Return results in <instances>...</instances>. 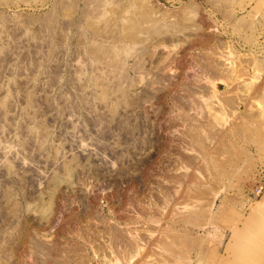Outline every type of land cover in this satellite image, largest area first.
Masks as SVG:
<instances>
[{
	"label": "rangeland",
	"instance_id": "rangeland-1",
	"mask_svg": "<svg viewBox=\"0 0 264 264\" xmlns=\"http://www.w3.org/2000/svg\"><path fill=\"white\" fill-rule=\"evenodd\" d=\"M145 1L0 0V264H35L38 243L53 248L51 260L35 250L39 264L65 257L100 264L94 242L107 247L108 227L148 243L131 264H228L240 224L263 213L264 194L256 195L264 191V0ZM193 3L196 23L183 20ZM144 5L153 9L152 22H142ZM134 19L161 23L167 35L172 22L187 30L174 44L139 34L142 42L129 46ZM197 59L229 74L242 62L245 72L234 83L237 77L229 82L211 72L197 80ZM141 63L145 72L136 71ZM127 69L137 80L129 90ZM159 76L164 84L151 86ZM243 83L253 85L250 95ZM178 86L192 87L184 99H195L188 110L195 122H184L167 96ZM212 91L219 96L211 100ZM232 97L226 120L214 124L202 100L219 113ZM186 129L207 139V153L196 149L209 168L189 151L193 133ZM157 183L177 208L162 211ZM151 201L157 206L149 209ZM163 230L175 244L163 235L160 250Z\"/></svg>",
	"mask_w": 264,
	"mask_h": 264
},
{
	"label": "bare ground",
	"instance_id": "bare-ground-1",
	"mask_svg": "<svg viewBox=\"0 0 264 264\" xmlns=\"http://www.w3.org/2000/svg\"><path fill=\"white\" fill-rule=\"evenodd\" d=\"M149 0H146L145 2L146 3H149L148 2ZM210 2L214 1V4L217 3V0H209ZM227 1V0H225ZM213 4V3H211ZM143 8V12L141 13L140 17L142 19V22H145V23H149V22H152V20H150L152 18V13H153V9L147 7V5H144L142 6ZM94 13V12H93ZM140 13V12H138ZM185 15H184V18L183 20L187 21V22H193V23H196L197 21V16H198V13H199V7L197 5H195L194 3L193 4H189L186 6V11H185ZM88 15V14H87ZM90 15V14H89ZM98 15V14H97ZM225 15H228L231 20H234L235 18V15L232 14V13H225ZM137 16V15H136ZM156 15H154L155 17ZM87 17H90V16H87ZM95 17V16H94ZM139 17V16H138ZM151 17V18H150ZM88 19V18H87ZM92 20V18H91ZM150 20V21H149ZM157 20V19H156ZM129 21V20H128ZM169 21V20H168ZM173 21V20H172ZM176 21V20H174ZM240 21V20H239ZM160 22V21H159ZM166 22V21H165ZM88 23V22H87ZM130 23V22H129ZM158 23V21H157ZM128 24V23H127ZM144 23H138V22H135V19H134V22H131L130 23V26L127 27L129 29H127L129 32H128V35L126 36L127 38V42H129V46L130 45H135L137 42H142L139 40V34H142L144 35L145 37H150L152 38L153 40L155 41H165V42H172V44H174V41H176V39H178V35L177 33H185V30H187L186 28L184 29V27L180 26L179 23L177 22H172V23H169V24H166V27H168V32L170 35H167L163 32V28L164 26L161 24V23H154L150 26H144L142 25ZM129 25V24H128ZM190 28V27H189ZM197 28V27H196ZM192 29V28H190ZM195 30V29H194ZM126 40V39H125ZM143 41H145L143 39ZM100 47V46H98ZM147 48V47H146ZM101 50V48H100ZM96 51V50H95ZM94 51V52H95ZM147 50L145 49V51H143L142 57H144L147 52ZM106 52V49L105 51ZM109 52V51H108ZM110 54V53H109ZM205 59V58H204ZM206 60V59H205ZM206 63L204 64V61L200 60V59H197L196 60V67H197V71H196V77L197 80H200L202 77H205V75H207L209 73L210 75V72L211 73H214L215 75H218L219 77H224L226 78L227 80H230L229 82H231L235 77L234 80H233V83L234 82H237L238 81V76H241V74H239V72L241 71L242 72V69L244 70L243 72H245V69H244V64L242 62H239L240 64L234 66L233 70H232V73L229 74L227 73L225 70L224 71H221V70H218V67H217V63L215 64L214 62L213 63H209L208 61H205ZM160 63H163V60L160 61ZM138 64V63H137ZM247 64V63H246ZM245 64V65H246ZM247 67V66H246ZM120 69V68H119ZM118 70V69H117ZM144 70V64H140V66H138L137 68V72H142ZM172 70V69H171ZM196 70V69H195ZM194 70V71H195ZM193 71V72H194ZM113 72H116L113 70ZM134 73L135 70L133 69H127V79H128V83H127V90H129L130 88H134L135 86H137V80L135 79H129L131 78V73ZM145 72V71H143ZM230 72V71H228ZM190 73V72H189ZM244 75H246L244 73ZM248 75V74H247ZM208 76V75H207ZM234 77V78H233ZM209 78V77H208ZM241 78V77H240ZM123 79V78H122ZM166 79L159 76V78H157V81H153L151 80L152 82V85L153 86L154 84L158 83V84H161L163 85L164 84V81ZM140 81H143V77L140 78L139 82ZM252 83V82H251ZM243 87H245V89L243 91H245L246 95H250L251 91H252V86L250 83H243ZM253 84V83H252ZM192 87H181V86H178L175 93L172 94V95H167L170 97V102L172 103V106L175 107V109L179 112V116L181 117H184V118H181L184 122H187L188 124L191 122V121H196L195 118H193L192 116H190V114L188 113V110H192V109H196V104L194 103L195 99H193V103H191L190 105L185 101V97L188 96V98L191 99V95H193V92L190 90ZM216 91V90H215ZM213 92L212 93V96L209 97V99H215L217 96V94H215L216 92ZM219 96V94H218ZM239 96V95H238ZM147 97V96H146ZM243 98V97H242ZM208 99V100H209ZM203 102H206L205 103V107L208 108V110L212 111L211 112V119L213 121L214 124H220L221 122H224L226 120L225 116L227 115L226 112H228V107L227 106H230V105H233V103H236L235 102V99L232 97V98H228L226 99L223 104V107H222V110L219 112V113H216L214 112V108L211 104V102L209 103V105L211 107L208 106V103H207V100L206 99H203L202 100ZM199 103V102H198ZM198 106H200L198 104ZM234 107V106H233ZM231 108V107H230ZM235 108V107H234ZM161 112H163V108H161ZM198 109H201V107ZM203 109V108H202ZM205 109V108H204ZM233 109V108H232ZM201 112V111H200ZM199 112V113H200ZM175 120V119H174ZM172 122L171 120H169L168 123ZM212 125V124H211ZM187 128V127H185ZM190 128V127H189ZM198 129V128H197ZM189 130L190 132H194L193 129H186L185 131ZM205 130V129H204ZM175 131H178V130H175ZM199 132V131H198ZM197 132V133H198ZM205 132V131H204ZM186 132H184L185 134ZM189 133V132H188ZM200 133H198V138L196 137V135H194L193 133V137L191 138V149L189 150L190 152H194L196 153V155L198 156V158H201L203 160V165L206 166L208 164V157L207 155H200L199 153H207V147H206V141L207 139L205 138V136L201 139V134L199 135ZM188 136V135H187ZM192 136V135H191ZM185 139V138H183ZM186 140V139H185ZM184 140V141H185ZM178 145V144H177ZM175 146V145H174ZM180 146V145H179ZM178 146V147H179ZM171 148V147H170ZM198 148L200 150V152L198 153L197 152V149ZM177 149V148H176ZM180 151H182L180 149ZM178 159H180V157H178ZM186 165H188L187 163H183L182 166H181V169L185 170V171H189L191 167H187ZM189 166V165H188ZM207 168H209V166L207 165L206 166ZM179 168V167H178ZM189 168V169H188ZM192 169V168H191ZM165 171V170H164ZM197 175L200 177V180H205V177L204 175L201 173V172H197ZM160 179L162 182H163V178H158ZM156 187H157V191L158 193L164 198V201H165V204L166 207L162 210L164 212V210H166L167 208H169L170 206H175L177 208L178 203H173V197H170V195L168 194L169 191L165 190L163 188V184L161 183H157L156 184ZM169 188V187H168ZM174 190V189H173ZM181 191V190H180ZM175 194H174V197H178L179 195V190H174ZM154 193V192H153ZM151 192V194H153ZM195 192L192 191L191 188H188L186 191H185V196H186V199H189V200H192V195H194ZM217 195V194H216ZM153 196V195H152ZM180 196V195H179ZM154 198V196H153ZM151 198V199H153ZM148 201V200H147ZM155 201V200H153ZM151 201V203H149V209H151V207H154V206H157V202H153ZM188 205V204H187ZM85 208V207H84ZM163 208V207H162ZM89 209V208H88ZM154 208H152V211H153ZM161 208H159L158 210H160ZM82 210V209H81ZM69 212V211H68ZM83 214V213H82ZM174 219V218H173ZM252 219V218H251ZM249 218L245 219V223H248ZM250 221V220H249ZM91 222V221H90ZM89 224V223H88ZM92 224V222H91ZM76 225V224H75ZM170 225V224H169ZM72 226V225H71ZM89 226V225H88ZM87 226V227H88ZM93 226V224H92ZM96 227V226H95ZM246 229V228H245ZM104 230V229H103ZM78 231V230H77ZM91 231V230H90ZM96 231V230H95ZM89 232V231H88ZM97 232V231H96ZM107 234H105L108 238V240L106 241L105 240V243H106V246H103L105 247L104 249L102 248L101 244L99 243V241L97 242V239L95 240L94 242V245L95 246V259H98L99 262H101L100 264H115V263H120L122 264L123 262L127 261L129 264H131V262H135L137 261L138 259H142L143 255H144V250L146 248V246L148 245V243H145L144 245H141L139 246V244H141V239H138V237H135L133 240H126L124 235L122 233H117V232H110V228L108 227V230L106 231ZM101 233V232H100ZM105 233V232H104ZM163 233V234H162ZM99 233H97L96 235H98ZM127 234H128V231H127ZM135 234V233H134ZM95 235V234H94ZM92 235V236H94ZM104 235V236H105ZM163 235L167 237L168 240H170V244H173L174 243V239L172 238H169L168 237V232L167 230H163V232H161V238L157 241V243L155 244V246L157 247V249H164L163 245H164V242L163 241ZM100 236V234H99ZM136 236V235H135ZM151 237L154 236V232L150 234ZM151 237H148V238H151ZM93 238V237H92ZM99 238V237H98ZM154 238V237H153ZM100 239V238H99ZM103 239V238H102ZM105 239V238H104ZM145 240V239H144ZM94 241V240H93ZM92 241V242H93ZM180 241V240H179ZM194 241V240H192ZM103 242V241H102ZM175 244V243H174ZM93 245V244H92ZM91 245V246H92ZM55 246V245H54ZM58 246V245H57ZM143 246V247H142ZM190 246V245H189ZM121 247V249H120ZM33 252L31 253V257L33 258V261L35 262V264H39L40 263V260L38 255V252L39 250H47V253L43 254L45 255V259L46 260H51L52 259V255H53V248H50L49 247H45L41 244H35L33 245ZM36 250V252H35ZM55 250V249H54ZM81 252V251H80ZM107 252H109L111 255H113V259L112 260H109L107 259ZM30 253V252H29ZM89 253V252H88ZM157 255L155 252H153V255ZM60 256H62V253H59ZM153 255H150L149 258L153 259L155 261V258ZM9 256H10V252H9ZM109 256V255H108ZM120 257H122L123 260L120 259ZM42 259V258H41ZM254 260H257L259 264H264V250L262 252H260L257 257L254 259ZM44 261V260H43ZM54 261V264H72L71 262H74L72 259H68V257H65L64 261L63 262H60V261H56V259H53ZM77 261V260H76ZM93 259H89L87 260V257L86 258H81L80 257V264H93ZM165 264H169V262L165 259ZM253 261V260H251ZM97 262V263H99ZM74 264H78V263H74ZM139 264H148L146 262H143V261H139ZM151 264H156V263H151Z\"/></svg>",
	"mask_w": 264,
	"mask_h": 264
},
{
	"label": "crops",
	"instance_id": "crops-1",
	"mask_svg": "<svg viewBox=\"0 0 264 264\" xmlns=\"http://www.w3.org/2000/svg\"><path fill=\"white\" fill-rule=\"evenodd\" d=\"M261 196L259 195L260 198ZM249 213L248 209V212L244 215L247 217ZM251 218L250 222L240 224V236L237 239L231 257H229L228 264H254L251 260L255 259L264 250V211L262 214H259L255 210Z\"/></svg>",
	"mask_w": 264,
	"mask_h": 264
},
{
	"label": "built area",
	"instance_id": "built-area-1",
	"mask_svg": "<svg viewBox=\"0 0 264 264\" xmlns=\"http://www.w3.org/2000/svg\"><path fill=\"white\" fill-rule=\"evenodd\" d=\"M263 194H264V191H263V189H260V190H259V194H258V195H256V196L263 195Z\"/></svg>",
	"mask_w": 264,
	"mask_h": 264
},
{
	"label": "water",
	"instance_id": "water-1",
	"mask_svg": "<svg viewBox=\"0 0 264 264\" xmlns=\"http://www.w3.org/2000/svg\"><path fill=\"white\" fill-rule=\"evenodd\" d=\"M216 86L221 88V87H223V84L222 83H217Z\"/></svg>",
	"mask_w": 264,
	"mask_h": 264
}]
</instances>
